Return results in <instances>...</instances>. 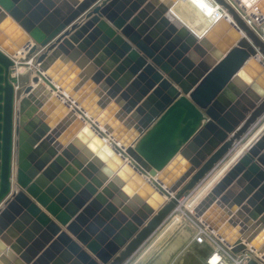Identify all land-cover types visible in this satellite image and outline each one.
I'll use <instances>...</instances> for the list:
<instances>
[{
  "label": "water",
  "instance_id": "obj_1",
  "mask_svg": "<svg viewBox=\"0 0 264 264\" xmlns=\"http://www.w3.org/2000/svg\"><path fill=\"white\" fill-rule=\"evenodd\" d=\"M178 1L0 0V264H125L249 140L192 212L264 264V0Z\"/></svg>",
  "mask_w": 264,
  "mask_h": 264
},
{
  "label": "crops",
  "instance_id": "obj_2",
  "mask_svg": "<svg viewBox=\"0 0 264 264\" xmlns=\"http://www.w3.org/2000/svg\"><path fill=\"white\" fill-rule=\"evenodd\" d=\"M82 17L83 16L77 21ZM256 25L262 27L264 26V23ZM257 77L263 81L261 75H258ZM28 80V77L25 82L21 80V86H25L28 83ZM93 104H95V102H93ZM65 147L66 146H64V148ZM199 187L197 189H199ZM196 191L197 190L187 195L180 202L177 210L125 264H207L206 261L213 251L212 247L208 244L197 245L192 241L193 227L191 222L193 223V219L189 217L190 214L187 209L184 212L188 211L187 213L189 215L186 216L185 213L184 216L191 222H184L183 219L182 222L184 223H182L180 216L183 214L182 209H185L190 198ZM174 214L178 215L173 217Z\"/></svg>",
  "mask_w": 264,
  "mask_h": 264
},
{
  "label": "bare ground",
  "instance_id": "obj_3",
  "mask_svg": "<svg viewBox=\"0 0 264 264\" xmlns=\"http://www.w3.org/2000/svg\"><path fill=\"white\" fill-rule=\"evenodd\" d=\"M171 13L184 24L188 29L195 33V35L202 36L205 31L220 17L225 16L224 11L217 6L212 0H179L172 8ZM245 17H251V22L254 24H263V19L254 9H244ZM256 25V24H255ZM264 30V26L261 27ZM27 49L22 51V55L18 56V59L23 57ZM32 59L27 61L23 65H16V75L19 71H24V68L32 70ZM22 67V68H20ZM264 127V123L260 126L259 131ZM257 133L255 135H257ZM254 135V136H255ZM250 141V140H249ZM243 143L237 146L225 160L222 165L217 168L211 175L202 183L199 189L192 195L190 201L187 203L184 210H188L193 223L200 226L203 225L200 219L196 218L192 212L195 204L206 194V192L213 186V184L222 176L226 169L231 165L234 159L241 153L245 146L249 143ZM186 212L183 211V214ZM204 226V225H203ZM204 230V229H203Z\"/></svg>",
  "mask_w": 264,
  "mask_h": 264
},
{
  "label": "built area",
  "instance_id": "obj_4",
  "mask_svg": "<svg viewBox=\"0 0 264 264\" xmlns=\"http://www.w3.org/2000/svg\"><path fill=\"white\" fill-rule=\"evenodd\" d=\"M15 69L16 68L14 67L11 70L10 77L12 81L16 82L18 86H20L19 77L21 76V74L19 73L16 75ZM189 222L191 221L189 220ZM191 225L193 227L192 241L197 245L208 244L213 249L212 253L206 261L207 264H244L242 258L232 255L230 251L225 248V246H223L221 242L216 238L215 234H213L207 227L201 224L200 226L198 224L195 225L192 222Z\"/></svg>",
  "mask_w": 264,
  "mask_h": 264
},
{
  "label": "rangeland",
  "instance_id": "obj_5",
  "mask_svg": "<svg viewBox=\"0 0 264 264\" xmlns=\"http://www.w3.org/2000/svg\"><path fill=\"white\" fill-rule=\"evenodd\" d=\"M257 24V23H256ZM259 32L260 33H262V30L261 29H259ZM264 32V31H263ZM26 55V52H25V54L23 55V57ZM23 57H21V58H19V60H21ZM31 59V58H30ZM29 59V60H30ZM28 60V61H29ZM32 64H33V62H32ZM20 68H22V67H20ZM30 72V70H29V68H24V71L22 70V71H19L17 74H21V76L19 77V83H20V86H21V80H23L24 82L27 80V77H28V73ZM22 78V79H21ZM182 211H185L184 210V208L182 209ZM188 211H186V216L187 215H189L188 213H187ZM176 215H178V214H174L173 215V217H175ZM185 214H181L180 216H181V222H182V220L184 219V222H189V220L184 216ZM172 217V218H173ZM180 221V220H179ZM184 222H182V223H184Z\"/></svg>",
  "mask_w": 264,
  "mask_h": 264
}]
</instances>
